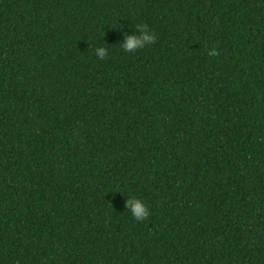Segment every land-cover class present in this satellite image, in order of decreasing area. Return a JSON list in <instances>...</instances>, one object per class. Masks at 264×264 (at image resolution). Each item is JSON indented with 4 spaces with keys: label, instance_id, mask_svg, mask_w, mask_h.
Wrapping results in <instances>:
<instances>
[{
    "label": "trees",
    "instance_id": "obj_1",
    "mask_svg": "<svg viewBox=\"0 0 264 264\" xmlns=\"http://www.w3.org/2000/svg\"><path fill=\"white\" fill-rule=\"evenodd\" d=\"M0 264H264V0H0Z\"/></svg>",
    "mask_w": 264,
    "mask_h": 264
},
{
    "label": "clouds",
    "instance_id": "obj_2",
    "mask_svg": "<svg viewBox=\"0 0 264 264\" xmlns=\"http://www.w3.org/2000/svg\"><path fill=\"white\" fill-rule=\"evenodd\" d=\"M129 28L134 29V31L121 32L123 39L120 42V47L125 53H135L156 42V33L147 24L137 23L135 26ZM94 54L98 60L102 61L108 55V48L98 46L94 49ZM208 55L210 57L216 56V49H209ZM124 206L131 217L137 221H144L149 215L148 206L142 199L137 197L126 198Z\"/></svg>",
    "mask_w": 264,
    "mask_h": 264
}]
</instances>
